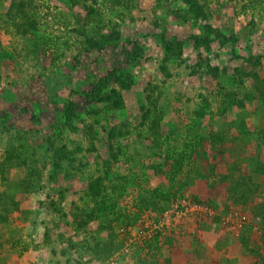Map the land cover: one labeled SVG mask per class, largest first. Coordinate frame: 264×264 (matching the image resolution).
Here are the masks:
<instances>
[{
  "label": "rangeland",
  "instance_id": "obj_1",
  "mask_svg": "<svg viewBox=\"0 0 264 264\" xmlns=\"http://www.w3.org/2000/svg\"><path fill=\"white\" fill-rule=\"evenodd\" d=\"M0 264H264V0H0Z\"/></svg>",
  "mask_w": 264,
  "mask_h": 264
},
{
  "label": "built area",
  "instance_id": "obj_2",
  "mask_svg": "<svg viewBox=\"0 0 264 264\" xmlns=\"http://www.w3.org/2000/svg\"><path fill=\"white\" fill-rule=\"evenodd\" d=\"M192 208L194 211L202 212V213L208 214V215H213V211L208 205L207 206L193 205Z\"/></svg>",
  "mask_w": 264,
  "mask_h": 264
}]
</instances>
